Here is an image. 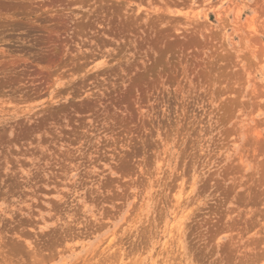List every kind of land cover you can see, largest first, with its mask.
I'll return each instance as SVG.
<instances>
[{
    "label": "rangeland",
    "instance_id": "1",
    "mask_svg": "<svg viewBox=\"0 0 264 264\" xmlns=\"http://www.w3.org/2000/svg\"><path fill=\"white\" fill-rule=\"evenodd\" d=\"M0 264H264V0H0Z\"/></svg>",
    "mask_w": 264,
    "mask_h": 264
}]
</instances>
